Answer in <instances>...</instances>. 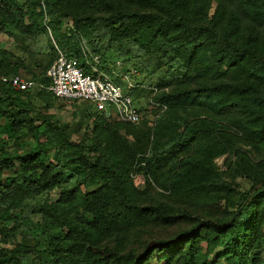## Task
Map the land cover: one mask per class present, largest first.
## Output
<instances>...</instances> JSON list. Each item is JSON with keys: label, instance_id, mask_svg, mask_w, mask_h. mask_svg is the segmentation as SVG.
<instances>
[{"label": "trees", "instance_id": "16d2710c", "mask_svg": "<svg viewBox=\"0 0 264 264\" xmlns=\"http://www.w3.org/2000/svg\"><path fill=\"white\" fill-rule=\"evenodd\" d=\"M48 29L0 48V264H264V0H0V34ZM56 47L140 59L157 107L133 125L74 101V141L62 100L3 82L47 84Z\"/></svg>", "mask_w": 264, "mask_h": 264}, {"label": "rangeland", "instance_id": "374dc122", "mask_svg": "<svg viewBox=\"0 0 264 264\" xmlns=\"http://www.w3.org/2000/svg\"><path fill=\"white\" fill-rule=\"evenodd\" d=\"M19 2H25L26 0H18ZM30 23L34 26L35 29L38 27V21L30 20ZM72 27V23L70 20L65 19L62 22V32L64 34H69L70 29ZM11 35L0 34V48H5L11 50L18 56L25 57L28 55V50L34 48H46L47 45L55 44L53 35L48 29L47 34H38L35 37L25 36L17 31L10 30ZM54 37L57 39L58 35L54 31ZM50 40V41H49ZM86 54L88 57L93 55L89 52L88 48H85ZM90 48V47H89ZM28 49V50H27ZM59 49L63 51L61 48L56 47V50ZM91 49V48H90ZM58 53V51H57ZM66 53V52H65ZM99 57H94L93 59H98ZM140 59H135L131 62H125L124 56L116 51L114 48L110 47L105 54L103 61L94 60L96 65H92L101 73L107 74L114 82H116L121 89L132 97L136 107L140 110V112L145 115V113H149L151 110L155 109L154 105L151 103L152 94L149 93L154 88V85L157 82V77H150L146 72L141 70ZM99 63V64H97ZM89 68L91 66L89 65ZM135 74H132L133 72ZM130 84H133L135 87L130 88ZM145 112V113H144ZM50 114H55L57 120L61 122L66 128L70 130H74L75 128H80V135L75 134L73 136L74 141H78L81 135L87 132V126L91 127L93 120H82V125L80 124V115L75 113L74 103L69 101L62 100L59 105L51 109L49 111ZM227 156L221 157L217 159V164L222 171H226V161ZM234 160V159H233ZM136 185L139 187H144L145 181L142 176H138L135 178ZM240 190L245 191L250 187V184L243 178L237 179V185ZM57 199V197H54ZM219 252H223V249L220 248L218 251L212 256V260L215 261L217 259V255ZM222 264H225V261L222 260Z\"/></svg>", "mask_w": 264, "mask_h": 264}, {"label": "built area", "instance_id": "2783aa9c", "mask_svg": "<svg viewBox=\"0 0 264 264\" xmlns=\"http://www.w3.org/2000/svg\"><path fill=\"white\" fill-rule=\"evenodd\" d=\"M58 50L55 63L47 71V84H39L23 76L4 78L3 82L18 92H28L37 87L47 90L60 100L74 102L87 101L97 112L109 121H121L133 125L143 120V114L136 107L131 96L126 94L107 74L101 73L94 66L88 68L79 64L74 57ZM98 61V59H94ZM134 71L132 74H135ZM130 84V88H134ZM155 95L156 89H152ZM151 103L157 106L151 98ZM137 178V177H135Z\"/></svg>", "mask_w": 264, "mask_h": 264}]
</instances>
